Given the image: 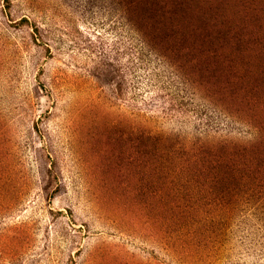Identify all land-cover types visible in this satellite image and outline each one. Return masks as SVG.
I'll use <instances>...</instances> for the list:
<instances>
[{
    "label": "rangeland",
    "instance_id": "1",
    "mask_svg": "<svg viewBox=\"0 0 264 264\" xmlns=\"http://www.w3.org/2000/svg\"><path fill=\"white\" fill-rule=\"evenodd\" d=\"M0 264H264V0H0Z\"/></svg>",
    "mask_w": 264,
    "mask_h": 264
}]
</instances>
